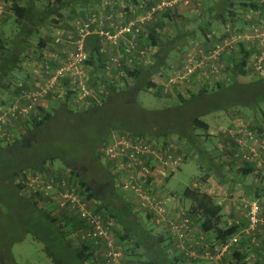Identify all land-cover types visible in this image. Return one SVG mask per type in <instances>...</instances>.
Here are the masks:
<instances>
[{"label":"trees","instance_id":"16d2710c","mask_svg":"<svg viewBox=\"0 0 264 264\" xmlns=\"http://www.w3.org/2000/svg\"><path fill=\"white\" fill-rule=\"evenodd\" d=\"M4 1L8 3L7 10L13 14L16 24L20 26L21 31H19V34L22 36L17 38V41L14 42L17 45L19 44L18 46L21 50L13 51L10 50L9 46L12 42H9V40L5 39L0 34V106H8L15 96L19 97L23 92L27 91V87H29L27 79L19 78V76L16 75V71L20 70V63L25 57L22 56V51L27 48L26 46H28V48L33 46L31 42L32 38L36 37L38 34L37 25L52 18L60 9L66 8L67 6L70 7V9L71 7L73 9L77 7L80 8L90 2V0H43L47 5L40 8L36 6L34 2L32 5L28 4L22 6L23 4L21 2L23 0ZM115 1L117 2V0ZM125 1L132 2L134 6L142 2V6L145 4L147 8L155 3L154 0ZM210 7L215 12H213L214 14L212 17L206 16L202 20V24L198 27V31H180L175 36L170 35L168 29L165 28L167 23L165 18H172L169 12L172 8H167L155 13L152 21L145 23L138 34L140 48H144L148 56L144 58V62L140 63L143 65L137 63L131 67H124L123 75H118L117 82H121V80L123 81L126 78L133 79L137 84L135 91L138 92L155 88L157 86L153 81V76L157 73H161L168 67L167 65L169 62H167V59L169 58V52L174 55L176 54V50L177 54H179L187 49L181 59V65L184 56L192 48L201 46L207 49L214 41H218L225 35L223 32L215 39L214 22H219V24L224 25L230 22L233 27L241 30L242 27L240 28V26H237V22L242 21L244 24L243 27H245L246 24L264 21V0H216ZM246 11L247 13H245ZM251 17H256L258 19L256 22H251L253 20ZM29 25L31 28L29 27L28 30ZM161 26H164L163 29H160ZM223 30L225 31L226 29ZM200 38L204 41V44L200 43L201 41L199 42ZM187 39L193 41H188ZM194 41H197V43ZM207 42L210 43L208 44L209 46H203ZM236 45V50L222 55L225 70L230 74L228 84L224 83V80H219L215 82V89L210 90L207 88L208 86L203 85L199 87V90L195 94H191L189 98H184L179 95L181 104L191 101H195L196 103L202 102L203 104V107H200L201 110L197 111L198 114L189 122L185 121V124H189L193 128H201L207 131L210 126L207 122L200 119L201 115L199 114H204L212 110L227 111L232 106L251 108L254 110V114L257 115L258 107L256 106L259 102H264V74H258L256 78H252L248 81H240L238 77L248 76L249 69L247 64L259 51H257L256 47L253 45H249L248 42L240 41ZM35 46L36 47L33 49L34 52H32L34 53V58H31V61H41L45 43L40 40ZM98 49V44L94 43L91 50H89L90 57L87 62L95 71L97 69L100 71V69H103L104 65V59L101 62L99 60L98 63ZM116 86V84L110 83L104 87V93L101 96V100L103 99L102 102L104 103V110L99 108V106H95V102L91 100L92 104L89 108L82 112H73L66 107L68 97H65V101H58V106H55L54 112L44 113L43 109L38 108V115L33 113L27 118L28 120L24 121L25 123H31V128L29 127V129H26L28 133L30 131L41 133L36 136L30 135L25 140H16L13 143H10L7 139H0V204L5 205L7 208L6 215L0 209V216H3L5 220V216L9 218L15 211L20 213V215L23 211L32 215L27 220L16 218L17 222L12 221V227H9L12 234L18 229H21L23 234L20 235V238L16 237L12 241H18L24 238L26 234H30L35 242L43 246L46 256L51 259L53 264H97L96 252L103 246H98L93 241L83 238L81 230L84 228V223L79 218L75 216L71 219H61L51 215L46 209L43 210L39 207V202L46 197L43 193L25 195L23 194L22 186L14 183L13 180L23 176L26 171L31 169H38L39 172L44 171L49 173L48 167L50 166L48 163L52 165L57 159H60L68 168H72V164H92L93 162L96 163V161L102 162L97 149L105 143L106 137L109 136V126L115 128V130L125 132L131 129L130 127L120 126V116L117 113H113L115 112L114 109L128 106L126 103H120V94H126L127 87ZM160 88L163 90L162 86H160ZM176 90L175 88V91ZM231 92L239 93L235 98H232ZM262 113L264 115V111H262ZM171 118V116L168 117L169 120ZM78 122H82V125H84L82 140H80L83 142L80 143V146H90L89 142L91 138L94 135L98 137L95 139V142L91 144L89 150L92 154L91 160L88 161L78 158L77 154L73 153L69 157L55 154L48 156L47 154L45 159L41 161L43 156H38L37 153L33 154V156L36 157L30 158L31 160L27 161L29 157L28 153L33 149H37V145L50 136L51 130L57 128L61 123L74 125ZM174 124L179 125L180 123L175 121ZM82 125L81 127H83ZM175 130H177L176 127L168 132L173 136ZM137 134L144 135L145 133L139 131ZM178 134L182 138L185 137V133L180 132ZM154 135H157V137L159 136L158 134ZM5 140L7 141V145H4L6 142ZM41 152L43 151L40 150V153ZM22 156L24 157L22 158ZM105 169L106 173H104V176L106 175L108 179V181L107 179L106 181L110 184V194L107 198V203L109 202V204L105 202L102 203L96 189L91 187L77 171L74 170L73 174H75L77 178H80L78 182L79 185L77 184V186L78 189L79 187L81 189L83 188V196L86 200L96 203L95 207L97 211H105L112 222L120 226L121 229L118 234V242L116 243L120 244L125 261L128 264H185L184 259H187V256H185L183 252H178L174 256H171L169 253L174 246L173 238L168 237V239H166L163 235H155L150 232L147 223L144 222L143 216L140 211L137 210L136 205L115 189L113 183L115 179L114 174L110 169ZM240 170V172L244 174L243 176H247L252 173V166L245 163L244 168L241 167ZM224 177L225 174H223L220 179L226 182ZM62 178L68 179L70 183L73 177L72 175L69 176L68 173L63 175ZM82 190L80 191L82 192ZM179 198L190 203V208L186 209L188 214L194 221L197 219L195 222L199 224L204 232L212 233L214 239L218 241V243L224 242L231 234L238 230L237 225L230 227H224L222 225L224 216L223 206L217 201L214 195L207 191L187 186L182 194L179 195ZM146 218L152 221V216L150 214H147ZM75 223L78 225V230L72 231L75 233V237L72 238L70 230L71 228L72 230L74 229ZM23 226L25 228H23ZM74 239H76V241ZM246 255L247 253L244 250L235 251L228 264H260L258 261L248 263L246 261ZM0 259L3 261V264H15V261L10 256L8 259L1 257Z\"/></svg>","mask_w":264,"mask_h":264},{"label":"built area","instance_id":"2783aa9c","mask_svg":"<svg viewBox=\"0 0 264 264\" xmlns=\"http://www.w3.org/2000/svg\"><path fill=\"white\" fill-rule=\"evenodd\" d=\"M103 3L111 11L106 12L104 8L93 10L76 19L74 36L69 40L70 47L65 46L66 49L63 48L60 54H43L42 60L33 65L35 75L27 91L13 99L8 106H0V139L10 138V122L29 118L43 106L40 102L58 88H62V96L68 97L71 103L84 104L93 100L98 106L101 105L99 93H103L104 87L110 83L116 84L118 75H123L124 67L140 64L148 56L139 45L138 34L142 26L152 21L158 11L177 5L199 4V0H160L150 5L143 14L138 13L142 2L137 6L130 1L123 4L105 0ZM7 6L8 3L0 0V16L5 13ZM112 7H118L121 12L115 14ZM125 15L129 16L125 25L116 23ZM225 29V35L207 49L197 46L184 56L178 70L168 74L160 84L164 92L176 88L183 93L188 90V86H183L185 84L197 81L199 86H203L224 80L225 72H221L222 55L236 50V44L240 41L264 45V21L246 24L241 30L228 22ZM92 36L99 38V55H104L103 75L98 78L91 73L93 68L87 64L90 57L87 42ZM63 41L61 33H58L54 43L60 46ZM109 47L111 50H108ZM50 63H55L56 67L51 69ZM250 64L256 72L264 74V51L256 53L247 66ZM111 132L110 138L102 146L100 156L118 180L116 188L126 192L128 196L124 195L125 198L135 204L138 211L150 214L155 224L167 226L175 246L187 258H196L198 248L203 249L209 258L221 259L235 251H243L244 240L255 247L260 245L259 235L264 233V206L250 191L243 190L235 197L237 208L247 216L246 226L219 243L217 253L212 255L210 243L205 241L204 236L196 237L195 222L187 210L180 205L172 211L174 207L170 205L169 196L162 193L164 182L180 167L184 155L177 154L173 144L161 142L155 137L125 135L118 130ZM225 133H229L236 141L241 158L252 166V173L264 176V118L257 122L253 120V123H234ZM21 178L18 184L22 186L23 194L43 193L55 198L61 209L74 210L84 223L81 230L83 238L98 246H105V257L109 263L128 264L120 244L111 236L114 223L109 215L105 211H97L96 203L91 205V201L86 200L78 187L71 185L66 178L57 181L44 171L26 172ZM199 185L196 181L193 187L198 188ZM253 248H248L250 252L247 253V260L251 257L256 259Z\"/></svg>","mask_w":264,"mask_h":264},{"label":"rangeland","instance_id":"374dc122","mask_svg":"<svg viewBox=\"0 0 264 264\" xmlns=\"http://www.w3.org/2000/svg\"><path fill=\"white\" fill-rule=\"evenodd\" d=\"M31 0H23L21 3L23 4L22 6H26L29 4ZM34 4L38 7H43L46 4V2L41 1V0H32ZM155 3L160 1V0H154ZM216 0H199L198 3H192L188 6H173L171 7L172 9L169 10L171 17L172 18H165L167 21L166 23V29H168V32L170 35L175 36L177 35L180 31H185V32H192V31H198V27L202 24V20L207 16V17H212L213 12H215L210 5ZM144 6V7H143ZM138 9L139 14H143L145 10L147 9L146 5L144 4ZM209 6V8H208ZM248 11V10H247ZM247 11L245 13H247ZM207 12V13H206ZM77 15V14H76ZM82 16H73L71 13L70 7H66L63 9H60L57 14H55L52 18H49L44 21V23L38 24L37 25V31L38 34L36 37L32 38L31 46L28 48L24 49L22 51V56H25L21 63H20V70L16 71V75L19 76L21 79H27L29 83L33 79L35 75L34 71V63L36 61H31V58H34V48L36 47L35 45L38 44L40 40L44 41L45 47H47L45 50L47 53L54 52V48L52 47L51 43V38L52 35L54 37L57 36L58 33H62L65 37L69 36L67 35L68 31H70V27L73 25V22L78 19L82 18ZM78 17V18H77ZM264 18V16H263ZM73 19V21H72ZM253 19L251 22H256L258 18L256 17H251ZM72 21L71 26L64 28L60 23L63 21ZM152 24V23H151ZM215 25V39L219 37L220 34L225 32L223 29H225L224 24H219V22H214ZM237 26H240V28L244 26L243 22H237ZM30 25L28 26L29 30ZM164 26H161L160 29H163ZM31 28V27H30ZM73 28V27H72ZM19 31H21V28L18 24L15 22V18L13 14L9 11L6 10L5 13L0 16V34L2 37L5 39L9 40V42H12L10 46V50H21V48L15 44L14 42L17 41V38L21 37L22 35L19 34ZM62 31V32H61ZM64 32V33H63ZM188 34V33H187ZM55 39V38H54ZM65 40V39H64ZM188 41H193L190 39H187ZM213 40V39H212ZM94 40L91 38L88 40L87 43V50H91V47L93 46ZM201 41V42H200ZM197 43V41H194ZM193 42V43H194ZM200 43L204 44V41L200 38L199 40ZM209 42H207L203 46H209ZM249 45H253L256 47L257 51H264V45L260 46L256 42L249 41ZM54 45V42H53ZM202 45V44H201ZM55 46V45H54ZM59 47L60 46H56ZM57 49V50H58ZM187 50V49H186ZM186 50H183L182 53L180 52L177 54L173 55V53L169 52V58L167 59V62L169 64L161 73H157L153 76V81L155 82L156 86L155 88H150L149 90H141L140 92L135 91L137 88V84L133 79H124L121 82H116L119 83L116 87H127L126 94H120V103H126V107H120L117 109H114L115 112L120 116V123L119 125L124 126V127H130L129 133H138L139 131H143L145 136L147 137H152V136H157L154 134H158L159 137H162L174 142L175 148L177 149V154L179 155H184V160L180 167L178 169H175V174L169 179V181L166 183L165 188H164V195L166 196H171L175 195V198H179V195L182 194L184 189L187 186H194L193 179L197 176L199 178L198 181H200L202 176H204L205 172H212L213 169L210 167L211 163L210 160H208V156L212 153L215 154H221L222 150H219L218 148V142L221 145V148H223V151L225 154H227L228 158H231L229 156L230 152L236 147V141L231 137V135L228 133H225L226 130L231 128L233 124L235 123H244V122H249L253 123L257 122L258 119L264 118V115L262 111H264V102L261 101L259 104L256 106L257 108V115L254 114V110L251 108H246L242 106H232L230 107L227 111H222V110H212L210 112L204 113V114H199L200 119L203 121L207 122L209 124V129L206 131L201 128H193L189 124H185L186 122H189L194 116L198 114L197 111H200L201 108L203 107L202 102L196 103L195 101H191L185 104L180 103L179 95L183 96L184 98H189L191 97V94H195L199 90V83L195 81V83L192 84H185L183 86H188V90L186 92H181L173 90H168L167 92H164L161 90L160 85L166 78V76L170 73H172L175 70H178L180 67V62L183 57V54L185 53ZM31 51V52H30ZM32 62V63H31ZM223 63V67L221 68L222 74L225 72V77H224V83L228 84L229 82V77L230 74L227 73L225 70V64L224 61L221 60ZM51 69H54L56 67L55 63H50ZM248 76L242 77L239 76L240 81H248L251 80L252 78H256L258 73L254 70V68L251 66V64L248 66ZM100 71L97 69V74L99 75ZM215 82H211L210 84L206 85L208 86V89H215ZM29 85V84H28ZM135 85V86H134ZM182 86V85H180ZM132 87V88H128ZM102 90V89H101ZM62 88H58L54 93L50 94L47 96L43 101L40 102L41 106L39 109H43L44 113H52L54 112V105L56 106L58 103L57 99L64 100L65 97L62 96L63 93L61 92ZM183 91V90H182ZM66 93V92H65ZM104 93V92H103ZM103 93H99V95H103ZM239 92H231V97L235 98L236 95ZM105 96V94H104ZM62 97V98H61ZM16 98V96L14 97ZM103 100V99H102ZM118 103V102H117ZM86 105L89 103H85ZM92 104V103H91ZM84 105V106H86ZM199 109V110H198ZM104 110V109H103ZM35 115H38L39 112L36 110L34 112ZM256 117H255V116ZM172 117L170 121L168 117ZM28 119H22V120H17L10 122V128L9 130L11 131V136L7 140L10 141V143L15 142L16 140H25L27 139L28 136L30 135H37L41 132H27L26 129L31 128V123H25L24 121ZM177 121L180 124L176 125L174 122ZM108 123V122H107ZM27 124V125H26ZM82 122H78L77 124L74 125H68L66 123H61L57 128L51 130V134L48 138H45L42 140L39 145H37V149H33L31 152L28 153V160H31L30 158L36 157L33 156V154L42 155L43 157L41 158V161L45 159V157L51 154L55 155H62L65 157L71 156L73 153L77 154L78 158L84 159V160H91L92 154L89 152L91 144L95 142V139L98 137L94 135L89 144L86 146H80V143L83 141L82 140V134L84 132V125L81 127ZM176 127L177 130H175V135L173 133L172 138L170 137L171 134H169L168 131H171L172 128ZM110 131L115 130V128L109 126ZM132 130V131H131ZM50 132V131H49ZM185 133V137L182 138L179 136L178 133ZM98 133V132H97ZM177 133V134H176ZM132 134V135H133ZM168 136V138H166ZM6 141V140H5ZM87 142V140H86ZM7 143V141H6ZM5 143V145H7ZM79 144V145H78ZM185 145V146H183ZM187 146H190L192 148V153L190 156H186L185 150L187 149ZM38 150V151H37ZM40 150L43 151L40 153ZM37 151V152H36ZM229 151V152H226ZM23 155V154H22ZM24 156H22L23 158ZM237 156L236 158H238ZM102 159V158H101ZM227 161H224V166L223 170L226 171L227 173L225 174L226 178H232L238 174L237 178L241 179L240 177H243V173L240 172V168H244L245 162L240 158V161L236 160H229L226 159ZM213 162V161H212ZM86 163V162H85ZM87 164V165H86ZM78 163V164H72V168H68L62 161L59 159L55 160L53 164L51 165L48 163L50 167L49 168V175L51 178L56 179L57 181L61 180L63 175H66L69 173V176L72 175L73 178L70 180V184L73 186H77L80 178H77L75 174H73V171H77L83 179H85L88 184L96 189L98 197L102 200V203L109 204L107 203V198L108 195L110 194V184L108 179L106 178V175L104 176V173H106V169H110V166L107 164H104L102 162L96 161V163L88 164V163ZM216 164V162H215ZM222 164V165H223ZM247 164V163H246ZM105 167V168H104ZM234 167V169H232ZM27 173H34V172H39V170H28L26 171ZM201 174V175H200ZM242 174V175H241ZM218 175V174H217ZM230 175V176H229ZM240 176V177H239ZM244 180L241 183L243 186L249 187V189L252 190H257L256 192L254 191L253 195L254 197L260 199L261 203L264 206V176L262 175H255V174H248L247 176H244ZM21 177L15 178L13 180L14 183L18 184V182L21 180ZM63 179V178H62ZM107 179V181H106ZM110 180V179H109ZM193 182V183H192ZM114 187L115 189L122 195L128 196L125 191H123L121 188L117 189L116 184L118 183L117 179H114ZM239 183V184H241ZM79 185V184H78ZM230 186V185H228ZM227 186V187H228ZM239 186V185H238ZM195 188V187H194ZM83 189V188H82ZM79 187V190H82ZM231 189H234L232 187ZM258 192V194H257ZM83 190L81 194L83 195ZM257 195V196H256ZM47 197V198H46ZM43 198L42 201L39 202V207L41 209H46L51 215L61 218V219H68V218H73L76 216L78 218L77 213L74 210L71 209H61L58 206V202L55 198H52L50 196H47ZM218 201V199H217ZM181 206H183L184 210L187 208H190V203L187 201L180 200ZM94 202L91 201V205H93ZM0 209L2 212L5 213L7 212V208L5 205L0 204ZM143 216V220L145 223H147L148 229L150 232H152L155 235H163L166 239L168 237L170 238V234L163 228V226L155 224V222L149 221L146 218V213L140 212ZM145 214V215H143ZM224 214V213H223ZM32 215L27 214L26 211L18 213L17 211L13 212V214L8 218L5 216V220L3 219V216H0V257L4 259H8V257H12V259L15 261V264H53L51 259H49L44 250L43 246L40 243H37L33 240L32 236L30 234H26L24 238L13 242L12 240L17 238H20V235L22 234V230L18 229L15 230V232L12 234L11 229L9 227L12 225L13 222H17V219H22L27 220L29 217ZM237 214H225L223 216V226L224 227H230L232 224L229 223V221L233 220L235 222L236 218H239ZM75 218V220H76ZM115 224V223H114ZM77 223L74 224V229L70 230V234L72 238H74V234L72 231L78 230ZM12 227V226H11ZM23 228H25L23 226ZM30 228V227H28ZM120 226H117L115 224V227H111V236L114 239L115 242H118V234L120 233ZM76 241V239H74ZM264 241V233L259 235V242L260 245L264 247V244H262V241ZM12 241V242H11ZM78 242V240H77ZM217 245V243L215 244ZM214 245V246H215ZM211 247V252L212 255L216 254L217 251L216 249ZM97 254V264H107L106 260L104 259V253L105 250L98 249ZM258 254V253H257ZM174 256V255H173ZM199 256V252H198ZM260 260H263L262 257H264V251L260 252L257 255ZM228 257H232L231 254L228 256H224L220 260L221 264H224L228 261ZM197 258L194 257H189V259H184L185 264H198V260L196 261ZM209 260V259H208ZM209 262L206 264H213L216 261L214 259H210ZM203 261H200V264H203ZM0 264H3V261L0 259ZM184 264V263H183Z\"/></svg>","mask_w":264,"mask_h":264},{"label":"crops","instance_id":"0c3cea01","mask_svg":"<svg viewBox=\"0 0 264 264\" xmlns=\"http://www.w3.org/2000/svg\"><path fill=\"white\" fill-rule=\"evenodd\" d=\"M41 1H43V0H41ZM45 1V0H44ZM105 0H90V2L89 3H87V4H85V5H83L82 7H77V8H72L71 7V13H72V15L73 16H82V15H85V14H87V13H89V12H91V11H93V10H102V8H104V10L107 12H110L109 11V8L106 6V5H104V2ZM118 2H120V3H125V2H127V1H125V0H117ZM33 4V1L31 0L30 2H29V5H32ZM118 11H120L121 12V10H119L118 9V7L116 8V7H112V12H114L115 14H117L118 13ZM56 14H57V12H56ZM77 14V15H76ZM78 18V17H77ZM129 18V16L128 15H125V16H123V19L122 20H118V21H116V23H118V24H123V25H125L126 24V22L129 20L128 19ZM116 20H117V18H116ZM72 21H73V19H72ZM72 21H63L62 23H60V25H62V27H64V28H67L68 27V23H69V27L71 26V24H72ZM74 22H73V25L70 27V31H68V32H66V33H68L67 35H69V36H66L65 35V37H64V35L61 33V35H62V39H65V41H63V43L60 45V47H59V49H58V47H56V46H59V45H57V44H55L54 43V45H53V42H54V35H52V38H51V45H52V47L54 48V52H51V53H47L46 52V48L47 47H45L44 46V49H43V54L44 55H46V56H51V55H53V54H60L61 52V50L64 48V49H66V48H69L70 47V43H71V41H69L70 40V38H71V40L73 39V36H74ZM62 32V31H61ZM64 33V32H63ZM92 40H94V43H97L98 44V46H100V40H99V38L98 37H94V36H92V37H90ZM89 38V39H90ZM88 43V42H87ZM65 46H66V48H65ZM110 49H108V50H111V47H109ZM58 49V50H57ZM98 63H99V60H100V62L104 59V55H99V53H98ZM100 65H101V63H100ZM95 77H99V76H102L103 75V69H100V73H99V75L97 74V70L95 71V70H93L92 72H91ZM117 85H118V83H116ZM28 86H30V83H29V85ZM29 87H27V89H28ZM17 98V97H16ZM15 99V98H14ZM58 101L59 100H61V99H57ZM65 101V100H64ZM67 101V100H66ZM58 103V102H57ZM67 103V108L68 109H70L71 111H73V112H82V111H84L85 109H87V108H89L90 107V105H91V101L90 102H88L89 104H81V103H71V102H69V101H67L66 102ZM84 105H86V106H84ZM103 105H104V103L102 102V104L101 105H99V108H101V109H103ZM58 106V104L56 105V107ZM95 106H98L96 103H95ZM53 108H55V105H54V107ZM54 110V109H53ZM20 120H22V119H20ZM24 120V119H23ZM118 131H121V130H118ZM122 133H124L125 131H121ZM111 131L109 132V136L108 137H106L107 139H106V141L110 138V135H111ZM133 133H129V131H127V132H125V135H132ZM133 135H139V134H137V133H135V134H133ZM171 138H172V136H170ZM155 138H157V139H159L161 142H166V143H172L173 145H175L174 144V142L173 141H171V140H173V139H170V140H167V139H165V138H163L162 139V137H157V136H155ZM166 138H168V136H166ZM105 141V142H106ZM104 145V143L101 145V147H98V149H97V151L99 152V154H100V152H101V149H102V146ZM218 148H219V150H222L221 151V154H218V153H216L215 152V154L214 153H212L211 152V154L208 156V160H210L211 161V163H214V164H210V167H212V169H213V171L212 172H205V174H204V176H202V178H200L201 180L200 181H198L199 180V178H197V176L193 179V182L195 181V179H196V181L200 184L199 185V189H201L202 191H207L208 193H210V194H212V195H214L215 197H216V199H218V202L223 206V213H224V215L225 214H228V215H231V214H237L238 216H240L239 218H236V220H235V222L233 221V220H231V221H229V223L230 224H232L231 226H235V225H237L238 226V230L240 229V228H242L243 226H246V224H247V216H246V214L244 213V212H242V211H240L238 208H237V199L235 198L236 197V194H239L241 191H245V190H248V191H250L251 192V194L253 195V193H254V191L255 190H252V189H249V187H247V186H243L242 184H244V183H241V182H243V181H245L244 179V176L243 177H240L241 179H239V178H237V176L238 175H240V174H238V175H236V176H234V177H232V178H226V176L224 177V179L226 180V182H223L221 179H220V177L223 175V174H226L227 172L226 171H224L223 170V166H224V161L226 162L227 160L226 159H229V160H236V161H240V158H241V155H240V153H239V151H238V149H237V147H235L231 152H230V154H229V156L231 157V158H228L227 156V154H225L224 153V151H223V148H221V145L219 144V142H218ZM183 146H185V145H183ZM236 146V145H235ZM186 147H187V149L185 150V155L186 156H190L191 155V153H192V148L190 147V146H187L186 145ZM226 152H229V151H226ZM237 156H239L238 158H236ZM213 161V162H212ZM215 162H216V164H215ZM102 163H104L103 162V160H102ZM223 164V165H222ZM232 169H234V167L232 168ZM175 174V172L164 182V184H163V186H162V193L164 194L165 193V191H164V188H165V185H166V183L169 181V179L173 176ZM218 174V175H217ZM250 174H252V173H250ZM47 175L50 177V175L47 173ZM201 175V174H200ZM242 175V174H241ZM230 176V175H229ZM192 182V183H193ZM239 183H241V184H239ZM228 185H230V186H228ZM239 185V186H238ZM228 186V187H227ZM232 187H234V189H231ZM257 191V190H256ZM255 191V192H256ZM167 196V195H166ZM175 195H172L171 194V196L169 195V202H170V205L172 206V207H174V209L173 208H171L172 209V211H175L176 209H177V207H179L180 205H181V203H180V198H175L174 197ZM257 196V195H256ZM125 197V196H124ZM141 212V211H140ZM144 213V212H143ZM143 215H145V214H143ZM146 215H147V213H146ZM153 220V219H152ZM195 221H197V219L195 220ZM194 221V222H195ZM194 227H195V231H194V233L196 234V237H200V236H204V238H205V241H207V242H209L210 243V247H209V249L211 248V247H213L216 243H217V245H215V249H216V247L218 246V241H216L215 239H214V235L212 234V233H206V232H204L201 228H200V226H199V224L197 223V222H195V224H194ZM163 228L170 234V232H169V230L167 229V226L165 227V225L163 226ZM170 237H172L171 235H170ZM262 241V240H261ZM243 244H244V251H246V253H249L250 251H249V249L248 248H252V247H254L253 248V250L256 252V255H258L260 252H262V251H264V247L263 246H261V245H258V246H252L251 244H249V241L248 240H244L243 241ZM262 244H264V241H262ZM103 246V245H102ZM100 249H102V250H105V247L103 246V247H100ZM198 252H199V256H197L196 258V261L198 260V264H200V261H203L204 263L203 264H206V263H209V262H213V261H209L210 259H214V258H209V256H207L206 254H205V251L203 250V249H201V248H198V249H196ZM182 253V251L180 250V249H178L176 246H175V244H174V246H173V248L170 250V255L172 256V255H175V254H177V253ZM258 253V254H257ZM231 255H233L234 253H230ZM104 255V259L107 261L106 263L107 264H111V263H109L108 262V260L106 259V257H105V253L103 254ZM229 255V254H228ZM227 255V256H228ZM246 258H247V255H246ZM187 259H189V258H187ZM209 259V260H208ZM228 259V261H227V264L230 262V257H228L227 258ZM261 258H259L258 256L256 257V261H258L260 264H264V257H262V259L263 260H260ZM186 260V259H185ZM216 262L215 263H213V264H221L220 263V260H217V259H214ZM255 260H253L252 259V257H251V259H249V260H247L246 259V261L248 262V263H252L253 261L254 262H256ZM96 262H97V259H96ZM206 262V263H205ZM224 264H226V262L224 263Z\"/></svg>","mask_w":264,"mask_h":264}]
</instances>
